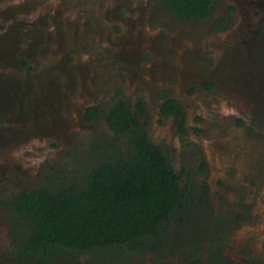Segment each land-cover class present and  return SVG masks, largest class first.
I'll return each mask as SVG.
<instances>
[{
    "label": "flooded vegetation",
    "instance_id": "flooded-vegetation-1",
    "mask_svg": "<svg viewBox=\"0 0 264 264\" xmlns=\"http://www.w3.org/2000/svg\"><path fill=\"white\" fill-rule=\"evenodd\" d=\"M209 2L207 14L185 17L170 0H0V264L91 258L28 248L14 198L37 188L25 186L26 169L14 171L8 154L35 138L65 144L72 128L111 130L109 114L122 102L145 131L149 117L169 122L166 138L200 132L196 122L210 112L264 136V0ZM203 192H194V204L207 202ZM185 240L166 238L163 250L176 251L169 262L264 264V249L250 259L243 247L207 262L184 249Z\"/></svg>",
    "mask_w": 264,
    "mask_h": 264
},
{
    "label": "rangeland",
    "instance_id": "rangeland-1",
    "mask_svg": "<svg viewBox=\"0 0 264 264\" xmlns=\"http://www.w3.org/2000/svg\"><path fill=\"white\" fill-rule=\"evenodd\" d=\"M145 122L150 139L166 148L173 168L183 178V186L192 185L199 195L206 188L207 202L195 203L192 211H187L190 220L175 218L167 228V237L172 241L191 240L184 249L207 262L235 255L242 247L241 253L250 259L260 255L264 249V136L250 132L249 126L228 127L212 112L204 114L199 125L196 122L201 129L193 136L177 133L166 138L161 132L168 131L169 122H157L154 116ZM69 134L73 138L70 143H61V137L35 138L24 149L8 154L14 171L26 169L25 186L43 188L65 177L81 182L87 169L103 160L107 147L101 149V144L124 151L129 141L128 135L116 136L106 124L103 129L95 127L93 132L72 128ZM175 252L147 249L106 254L97 250L87 263L161 264L157 256H162L168 259L166 264H174L169 257ZM177 264H183V260Z\"/></svg>",
    "mask_w": 264,
    "mask_h": 264
},
{
    "label": "trees",
    "instance_id": "trees-1",
    "mask_svg": "<svg viewBox=\"0 0 264 264\" xmlns=\"http://www.w3.org/2000/svg\"><path fill=\"white\" fill-rule=\"evenodd\" d=\"M170 1L185 17L207 14L210 5V0ZM109 126L116 135L129 136L124 151L103 145L112 151L87 169L83 181L65 177L54 187L14 198L15 210L29 226L28 248L36 255L165 249L167 228L175 218L190 220L194 191L181 187V175L127 103L111 110Z\"/></svg>",
    "mask_w": 264,
    "mask_h": 264
}]
</instances>
